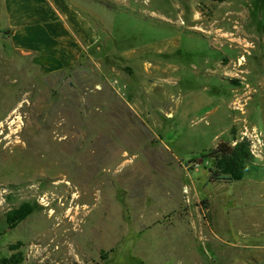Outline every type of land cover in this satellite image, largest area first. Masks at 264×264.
I'll return each mask as SVG.
<instances>
[{"label":"rangeland","instance_id":"374dc122","mask_svg":"<svg viewBox=\"0 0 264 264\" xmlns=\"http://www.w3.org/2000/svg\"><path fill=\"white\" fill-rule=\"evenodd\" d=\"M76 5L70 68L0 48V264H264V0ZM242 139L258 167L210 181Z\"/></svg>","mask_w":264,"mask_h":264},{"label":"crops","instance_id":"0c3cea01","mask_svg":"<svg viewBox=\"0 0 264 264\" xmlns=\"http://www.w3.org/2000/svg\"><path fill=\"white\" fill-rule=\"evenodd\" d=\"M76 7L75 0H0L1 50L33 57L45 73L70 68L99 39Z\"/></svg>","mask_w":264,"mask_h":264},{"label":"trees","instance_id":"16d2710c","mask_svg":"<svg viewBox=\"0 0 264 264\" xmlns=\"http://www.w3.org/2000/svg\"><path fill=\"white\" fill-rule=\"evenodd\" d=\"M203 159H211L219 170L209 169V180L227 182L241 180L246 171L256 169L258 166L253 163L254 154L251 143L248 139L237 141L234 145L220 141L205 154ZM34 210L30 203H22L5 214L6 223L10 227L16 226ZM4 264V261H2Z\"/></svg>","mask_w":264,"mask_h":264},{"label":"bare ground","instance_id":"6f19581e","mask_svg":"<svg viewBox=\"0 0 264 264\" xmlns=\"http://www.w3.org/2000/svg\"><path fill=\"white\" fill-rule=\"evenodd\" d=\"M61 177V176H60ZM65 183H67V182H65ZM68 184V183H67ZM73 186V185H72ZM75 195V194H74ZM74 197V196H73ZM75 198H79V197H76V195H75Z\"/></svg>","mask_w":264,"mask_h":264}]
</instances>
